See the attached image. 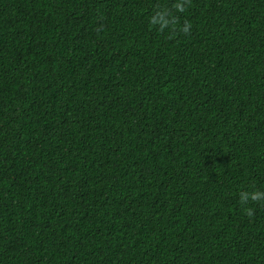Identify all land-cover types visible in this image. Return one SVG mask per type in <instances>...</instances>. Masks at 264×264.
<instances>
[{"label": "trees", "instance_id": "16d2710c", "mask_svg": "<svg viewBox=\"0 0 264 264\" xmlns=\"http://www.w3.org/2000/svg\"><path fill=\"white\" fill-rule=\"evenodd\" d=\"M255 191L264 0H0V264H264Z\"/></svg>", "mask_w": 264, "mask_h": 264}, {"label": "clouds", "instance_id": "9594fccd", "mask_svg": "<svg viewBox=\"0 0 264 264\" xmlns=\"http://www.w3.org/2000/svg\"><path fill=\"white\" fill-rule=\"evenodd\" d=\"M190 27V26H189ZM189 30L188 27L184 29L185 32ZM251 199L252 201H259L261 199H264V193L255 191L251 194L243 193L241 196V202L247 204L248 200ZM245 212L249 217L254 216V211L252 208H245Z\"/></svg>", "mask_w": 264, "mask_h": 264}]
</instances>
